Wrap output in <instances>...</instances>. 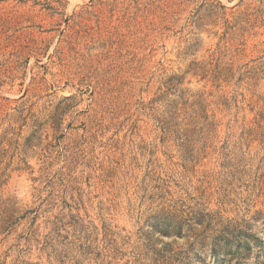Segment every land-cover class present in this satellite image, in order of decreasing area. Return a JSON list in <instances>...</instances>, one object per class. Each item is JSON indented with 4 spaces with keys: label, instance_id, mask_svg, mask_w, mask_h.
<instances>
[{
    "label": "rangeland",
    "instance_id": "rangeland-1",
    "mask_svg": "<svg viewBox=\"0 0 264 264\" xmlns=\"http://www.w3.org/2000/svg\"><path fill=\"white\" fill-rule=\"evenodd\" d=\"M0 264H264V0H0Z\"/></svg>",
    "mask_w": 264,
    "mask_h": 264
}]
</instances>
